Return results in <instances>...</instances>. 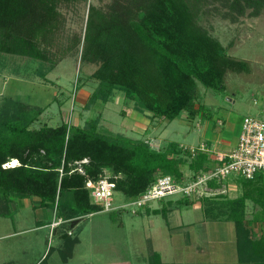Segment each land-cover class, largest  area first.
I'll return each instance as SVG.
<instances>
[{
    "label": "trees",
    "instance_id": "16d2710c",
    "mask_svg": "<svg viewBox=\"0 0 264 264\" xmlns=\"http://www.w3.org/2000/svg\"><path fill=\"white\" fill-rule=\"evenodd\" d=\"M76 1L0 0V54L49 62L40 72L46 77L67 55L79 53L82 63L97 65L88 76L96 84L86 109L122 93L134 102L129 111L168 121L185 112L191 120L200 112L208 114L200 84L223 91L229 70L251 71V63L231 55L201 21L209 3H219L226 9L224 15L237 21L246 14L259 16L264 0H111L105 7L90 4L83 33H74L64 45L66 18L61 8ZM45 109L18 97H3L0 203L7 206L15 198L36 196L41 206L55 211L62 222L53 233L63 242L65 260L80 241L71 228L85 216L103 210L92 200L89 179L98 180L109 171L117 191L131 199L151 187L160 175L182 180L186 178L184 165L195 175L211 164L210 153L201 151L193 157L176 141L156 149L149 139L103 131L100 116L84 124L44 123L36 127L34 122ZM14 159L18 164L5 166ZM239 180L242 195L227 198L219 193L215 198L202 196L201 202L208 217L235 221L239 263L264 264V235L252 236L246 224L249 198L260 203L259 214L264 217V178L257 175ZM222 185L209 181L213 189ZM189 200L183 196L168 200V205L146 209L167 216L173 205L194 204ZM0 215L9 214L0 210ZM138 264L212 263L164 262L153 250L146 262Z\"/></svg>",
    "mask_w": 264,
    "mask_h": 264
},
{
    "label": "rangeland",
    "instance_id": "374dc122",
    "mask_svg": "<svg viewBox=\"0 0 264 264\" xmlns=\"http://www.w3.org/2000/svg\"><path fill=\"white\" fill-rule=\"evenodd\" d=\"M110 1L78 0L63 5L61 10L66 18L63 44H68L74 33H83L90 4L105 7ZM204 10L203 26L227 46L231 55L249 61L251 71L229 70L223 91L200 84L201 100L209 117L200 112L190 120L184 112L172 121L167 120L160 131L161 141L154 140L156 147L169 141L182 146H198L209 141L213 150V147L225 150L229 147L227 142L234 141L240 134L246 116L264 119V10L259 16L246 14L237 21L226 17V9L219 3H209ZM48 65L49 62L28 57L0 54V104L4 96H13L31 105L46 107L34 122L36 127L44 123L57 126L74 121L84 124L86 120L100 116L99 127L103 131L120 132L132 138H145L150 134L138 127L142 123V114L136 110L135 114H130L134 102L122 93H117L112 101H99L91 108H85L96 84L88 78L96 64L82 63L80 54L73 53L43 77L40 72ZM81 81L83 86L80 88ZM218 140L220 146H217ZM183 168L189 177L191 170L187 165ZM110 174L106 171L107 176ZM224 183L221 188L208 192L202 189L190 197L197 204L173 205L167 216L140 212L144 208L137 213L130 207L122 208L119 205L131 199L115 191V208L89 214L71 228L80 241L67 260L63 257V242L51 233V227H36L37 220H53L54 214L48 207L35 205L39 198H15L7 206L1 202L0 210L9 215H0V264H34L46 249L47 253L51 252L43 264H138L146 262L153 250L160 252L164 261L206 259L218 264H233L227 254L225 258L221 257L219 248L220 243L234 248V224L218 218V221H212L200 205L202 196L218 197ZM181 198L180 195L166 197L153 201L148 207H161L168 205L170 199ZM192 247H199L204 252L198 254Z\"/></svg>",
    "mask_w": 264,
    "mask_h": 264
},
{
    "label": "built area",
    "instance_id": "2783aa9c",
    "mask_svg": "<svg viewBox=\"0 0 264 264\" xmlns=\"http://www.w3.org/2000/svg\"><path fill=\"white\" fill-rule=\"evenodd\" d=\"M153 148L159 149L154 144V139H149ZM185 149L195 157L199 152L213 153L209 167L202 169L195 175L179 180L170 174L160 175L156 182L130 202L119 205L122 208L130 207L132 212L150 206L153 201L180 195L192 197L201 190L209 191V181L217 180L224 183L230 176L236 178L253 179L257 175L264 178V119L248 115L243 119L237 145L229 152L213 150L207 142H201L198 146L183 145ZM12 161L5 166L12 165ZM82 170V169H80ZM87 187L90 190L92 200L101 204L103 209L111 210L113 206L116 181L105 175L98 180L89 179ZM62 222L61 218H55L51 222L52 229Z\"/></svg>",
    "mask_w": 264,
    "mask_h": 264
},
{
    "label": "crops",
    "instance_id": "0c3cea01",
    "mask_svg": "<svg viewBox=\"0 0 264 264\" xmlns=\"http://www.w3.org/2000/svg\"><path fill=\"white\" fill-rule=\"evenodd\" d=\"M134 111L135 110H132L130 112V114L131 113L132 114L133 113L135 114ZM127 114H129V113H127ZM141 114H142L141 117L143 119H142V123H140L138 127L139 128L141 127L142 130L146 129V132H149L150 133L149 135H147L143 139L153 138L154 140L161 141L160 131L162 129V126L165 124V122H167V120H165V119H158V118L151 119L150 117L146 116L145 114H143V113H141ZM73 124L77 125V124H81V123L78 122V121L76 123L74 121ZM238 140H239V134H237V136L235 137L234 141L232 140V142H230V141L227 142V144L229 145V147H227L225 150H217L216 147H213V148H214L215 151L229 152V151H231L237 145ZM218 142L219 143L217 144V146H220V141L218 140ZM209 143H211V142H209ZM209 146L211 147V144H209ZM210 155L212 157L213 156V153H210ZM243 192H244V189H243V186H242V182L238 178L234 177V179H229V180L227 179L225 181L224 188H223V192H221V193H223V195L225 197H227V198H236V197L242 195ZM263 192H264V190H263ZM227 193H229V195ZM246 203H247V213H246V220L247 221H246V224H247L248 228L251 230L252 236L259 237L260 235H264V217L259 214L260 213V210L262 209L260 203H255V201L252 200V199H250V198L247 199ZM194 204H197V203H194ZM35 205L36 206H38V205L41 206L40 200L38 202H36ZM200 205H202V204H200ZM41 207H44V206H41ZM147 207H145L140 212L147 211V209H146ZM203 209H204V207H203ZM52 212H54V214H53V219H54L55 216H56V213H55V211H52ZM220 219H222V218H220ZM215 220L218 221L217 219H213L212 221H215ZM225 220H227V219H225ZM52 221L53 220L44 221V220L39 219V220H37V226L36 227L50 226V224H51ZM227 221H232V223L234 224V229H235L234 248L232 249V248H230V246H228L226 244H223V243H220V248L219 249L221 250V257L222 258L223 257L225 258L226 254H227V256L230 259H232L233 264H236V263L237 264H241L238 261L236 223H235V221H233L231 219H229ZM50 231H51V233H53L54 229H52V227H51ZM59 241H60V239H59ZM192 249H193V251L197 252L198 254H200L201 252H204L203 250L200 251L199 247H197V248L192 247ZM229 250H230V252L232 251V253H229ZM50 252L51 251H49V253ZM49 253H47V249L44 250V251H42L41 254H40L39 259H37L36 262H34V264H40L44 260L45 257L48 258ZM160 255H161V253H160ZM161 258H162V255H161ZM164 262H171V261H164ZM172 262H177V261H172ZM188 263H212V264H218L214 260H206V259L205 260H201V261H196V262H188ZM3 264H5V262Z\"/></svg>",
    "mask_w": 264,
    "mask_h": 264
},
{
    "label": "bare ground",
    "instance_id": "6f19581e",
    "mask_svg": "<svg viewBox=\"0 0 264 264\" xmlns=\"http://www.w3.org/2000/svg\"><path fill=\"white\" fill-rule=\"evenodd\" d=\"M18 160L17 159H14L13 161H12V165H16V164H18Z\"/></svg>",
    "mask_w": 264,
    "mask_h": 264
}]
</instances>
